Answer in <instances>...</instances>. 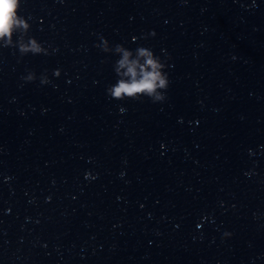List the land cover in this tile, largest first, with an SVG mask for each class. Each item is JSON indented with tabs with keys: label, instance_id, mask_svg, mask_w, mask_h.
<instances>
[{
	"label": "clouds",
	"instance_id": "clouds-1",
	"mask_svg": "<svg viewBox=\"0 0 264 264\" xmlns=\"http://www.w3.org/2000/svg\"><path fill=\"white\" fill-rule=\"evenodd\" d=\"M21 0H0V40L11 36L14 28H23L27 33L31 25L27 19L18 14ZM101 44L97 46L105 53H112L119 58L113 68L117 76L114 84L107 87V94L115 100L150 99L153 103L163 102L169 87V76L166 71L167 63L151 48L139 46L135 50L126 48L122 44L112 46L107 39L100 37ZM19 53L27 55L48 54L47 49L34 37H29L27 43L18 47ZM59 70L55 75L59 76ZM25 79H35L34 74H28ZM225 235H230L225 233Z\"/></svg>",
	"mask_w": 264,
	"mask_h": 264
}]
</instances>
